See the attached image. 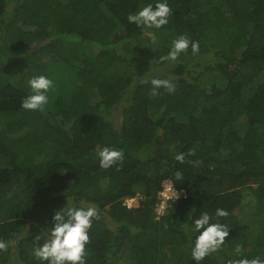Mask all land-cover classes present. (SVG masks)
Here are the masks:
<instances>
[{
  "label": "trees",
  "instance_id": "obj_1",
  "mask_svg": "<svg viewBox=\"0 0 264 264\" xmlns=\"http://www.w3.org/2000/svg\"><path fill=\"white\" fill-rule=\"evenodd\" d=\"M149 2L0 0V264H41L34 237L82 204L99 216L86 264H196L187 225L217 208L228 236L199 264H224L237 243L264 259V0H168L160 29L129 23ZM181 34L198 52L160 62ZM36 74L55 86L43 110H25ZM153 77L174 91L153 96ZM103 146L123 160L101 168ZM165 180L181 194L158 213ZM249 202L261 204L253 220Z\"/></svg>",
  "mask_w": 264,
  "mask_h": 264
},
{
  "label": "clouds",
  "instance_id": "obj_2",
  "mask_svg": "<svg viewBox=\"0 0 264 264\" xmlns=\"http://www.w3.org/2000/svg\"><path fill=\"white\" fill-rule=\"evenodd\" d=\"M172 14L168 0H154L130 12L127 16L129 23L137 27L160 29L168 23V17ZM189 45L193 54L199 50L197 41L181 34L171 41L168 52L159 57V61H175L185 52ZM151 94L158 95V90L163 88L169 93L174 91V85L169 79L153 77L150 80ZM30 93L21 102L25 110H43L49 103L48 92L53 88L54 81L44 74H36L27 80ZM99 166L109 168L118 161L123 160L122 150L103 146L96 153ZM191 155V150L189 151ZM175 160L183 163L184 153H177ZM181 174L176 173L177 179ZM194 210V209H193ZM228 213L225 209L217 208L215 217H225ZM208 212H201L198 217L191 218V224L187 228L191 232L190 253L191 258L199 262L208 254L215 253L225 244L228 236V226L215 219ZM98 219V211L94 205L82 204L81 206H63L55 211L51 217V225L46 227L43 235L34 237L33 255L44 264H86L85 246L89 241L88 229L93 219ZM195 237V239H193ZM8 247V243L0 240V250ZM224 264H264V259L259 256L247 258L243 255L242 246L237 243L232 250V258L225 259Z\"/></svg>",
  "mask_w": 264,
  "mask_h": 264
},
{
  "label": "built area",
  "instance_id": "obj_3",
  "mask_svg": "<svg viewBox=\"0 0 264 264\" xmlns=\"http://www.w3.org/2000/svg\"><path fill=\"white\" fill-rule=\"evenodd\" d=\"M180 194L181 191L175 189L169 180L163 181L161 183V189L157 193L158 203H157L156 211L158 213H162V210L167 205L168 201H170V199L177 198ZM135 199L136 197L126 198L125 204L127 206H131L132 204H130L129 202Z\"/></svg>",
  "mask_w": 264,
  "mask_h": 264
},
{
  "label": "rangeland",
  "instance_id": "obj_4",
  "mask_svg": "<svg viewBox=\"0 0 264 264\" xmlns=\"http://www.w3.org/2000/svg\"><path fill=\"white\" fill-rule=\"evenodd\" d=\"M228 21H229V23L230 24H232L233 25V23H235L234 21H235V18L234 17H231V18H229L228 19ZM155 40V39H154ZM149 41L148 40H144V41H142V43L143 44H149L148 43ZM157 44V43H156ZM155 44V45H156ZM149 45H151V44H149ZM155 45H151L152 47L153 46H155ZM88 50V49H87ZM23 76H20V77H16V81H17V84L19 85L20 83H21V81L23 80ZM207 76L206 75H204L203 76V78H202V80L203 81H206L207 82ZM214 82H216L215 80H213ZM91 120L92 121H94V122H101L102 121V117L99 115V114H92L91 115ZM136 202H137V199H135V200H133V201H131V202H129L130 204H136ZM261 208V204L259 203V202H249V203H247V205L246 206H244L243 207V214H247V215H249V217L253 220V218L252 217H254L255 216V212L257 211V210H259Z\"/></svg>",
  "mask_w": 264,
  "mask_h": 264
}]
</instances>
